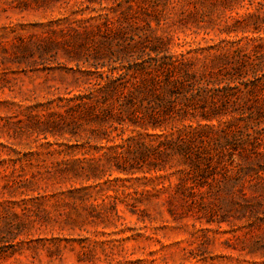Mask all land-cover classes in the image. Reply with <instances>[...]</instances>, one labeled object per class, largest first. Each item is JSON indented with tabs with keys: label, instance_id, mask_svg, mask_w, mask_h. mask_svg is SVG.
Instances as JSON below:
<instances>
[{
	"label": "trees",
	"instance_id": "obj_1",
	"mask_svg": "<svg viewBox=\"0 0 264 264\" xmlns=\"http://www.w3.org/2000/svg\"><path fill=\"white\" fill-rule=\"evenodd\" d=\"M86 2L96 17L15 45L19 59L44 66L60 47H70L63 49L72 61L86 56L85 69L77 63L78 93L59 98L58 110L52 101L40 105L43 118L31 127L44 139L66 138L55 144L67 148L58 154L68 157L96 143L95 153L83 154L90 159L66 163L64 173L90 180L112 171L169 172L178 176L171 204L203 194L212 183L220 192L224 182L232 203L237 191L242 194L241 211L257 210L260 197L238 187L255 166L264 172V38L256 36L264 33V0ZM237 8L248 12L226 18ZM191 27L217 28L227 38L173 52L175 29ZM125 129L134 134L125 137ZM102 141L120 142L97 156ZM259 181L264 191V176Z\"/></svg>",
	"mask_w": 264,
	"mask_h": 264
},
{
	"label": "rangeland",
	"instance_id": "obj_2",
	"mask_svg": "<svg viewBox=\"0 0 264 264\" xmlns=\"http://www.w3.org/2000/svg\"><path fill=\"white\" fill-rule=\"evenodd\" d=\"M88 6L86 0H0V264H264V172L257 166L238 187L260 197L255 211H241L242 194L233 195L234 204L225 183L219 192L212 180L203 194L171 204L177 175L112 171L73 178L65 164L90 159L83 154L95 153L96 143L68 157L58 154L67 148L55 144L66 138L44 139L31 128L45 113L40 105L52 101L58 110L59 98L78 93L77 63L85 69L86 56L72 61L63 49L70 47H60L44 66L19 59L15 45L96 17ZM246 12L237 8L226 18ZM175 30L177 53L227 38L217 28ZM131 134L125 129V137ZM119 142L102 141L97 156Z\"/></svg>",
	"mask_w": 264,
	"mask_h": 264
}]
</instances>
